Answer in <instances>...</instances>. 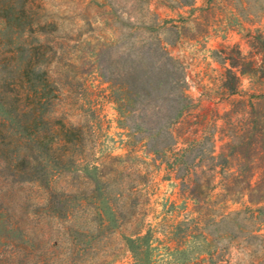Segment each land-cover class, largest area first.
Instances as JSON below:
<instances>
[{"label": "rangeland", "instance_id": "1", "mask_svg": "<svg viewBox=\"0 0 264 264\" xmlns=\"http://www.w3.org/2000/svg\"><path fill=\"white\" fill-rule=\"evenodd\" d=\"M134 65L170 69L172 85L128 113L123 88L102 70ZM177 81L190 107L173 126H156L186 103ZM38 90L58 97L53 108L36 105ZM36 111L40 129L81 128L96 157H129L125 179L139 169L145 189L104 193L79 167L57 186L60 218L42 219L45 189L14 174L16 148L5 146L0 264H264V0H0L6 144L29 137Z\"/></svg>", "mask_w": 264, "mask_h": 264}, {"label": "trees", "instance_id": "2", "mask_svg": "<svg viewBox=\"0 0 264 264\" xmlns=\"http://www.w3.org/2000/svg\"><path fill=\"white\" fill-rule=\"evenodd\" d=\"M25 13V11L21 12ZM23 15V14H22ZM23 16L17 15L15 18L2 19V25H8L13 19L22 21ZM32 23H35L38 28H41V22L36 20L29 24L32 27ZM42 47H40L41 50ZM36 50V49H35ZM37 52L34 51V55ZM165 56V62L174 64L172 58L168 57V54L163 53ZM33 56H29L27 63L22 64L19 67V74L17 77V85L20 88H24L28 76V68L31 63ZM34 65V64H33ZM34 67V66H33ZM163 71L160 74L150 73L147 68L141 67L140 65H134L130 69H124L122 72L117 70L110 72L106 70V74L102 70V74L106 76L114 85H118L123 88V92L128 101L131 104H125L123 101L120 102V109H128V113L139 111V107L145 108L149 101H145L146 98L150 96H155L154 101L160 99L158 94H162L167 90V87L172 85L169 80V75L171 73L170 69L161 67ZM105 71V70H104ZM46 74V73H45ZM108 75V76H107ZM48 86L50 81L48 80ZM172 89V88H171ZM173 89L178 91V95L186 101L181 107L176 108L175 112H168L164 114L162 120H157L155 125H159L162 121H165V127L169 128L176 124L183 116L184 112L190 107V98L187 95V86L184 81L174 82ZM36 105L46 108H53L54 99L58 97H50L42 95L40 90L36 92ZM152 100V99H151ZM157 103V102H156ZM153 104L152 108L154 110L160 107L157 104ZM140 105V106H138ZM133 109H136L133 111ZM38 111L33 115L30 127V135L27 138L18 137L15 141L11 143H5V139L8 137L6 132L2 129L0 130V151L4 150L5 146L14 147L16 150V155L12 161H10L11 170L15 175H32L37 179L33 182V186L36 188L45 189V197L43 209H45L44 217L50 221L58 220L60 214L63 210V201L57 196V186L59 182L66 175V172L77 173V178L80 176L79 167L87 172L91 182L90 185L96 184L97 187L101 185L100 191L111 194L118 191V196L121 198L124 196L125 192H128L131 196H136L142 193L145 189L144 177L141 175L139 169H137L133 174L134 177H128L125 179L124 169L128 162L129 157L119 158L113 156H103L96 157V145L92 146L87 150L85 145V132L81 128H75L72 125H66L60 123L57 127L52 126L48 128L40 129L38 127V122L40 116H38ZM92 137V133L89 134ZM14 137V136H12ZM137 161L140 160L137 158ZM51 165V175L43 178L44 173L41 176L38 173L44 168V165ZM79 174V175H78ZM38 181L43 182L38 184ZM71 216L67 213V219ZM138 239L141 238V228L133 232Z\"/></svg>", "mask_w": 264, "mask_h": 264}]
</instances>
